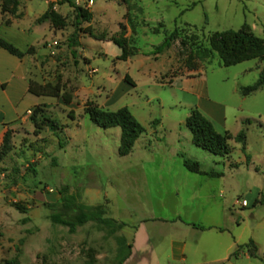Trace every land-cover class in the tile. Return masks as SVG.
I'll list each match as a JSON object with an SVG mask.
<instances>
[{
  "label": "rangeland",
  "instance_id": "rangeland-1",
  "mask_svg": "<svg viewBox=\"0 0 264 264\" xmlns=\"http://www.w3.org/2000/svg\"><path fill=\"white\" fill-rule=\"evenodd\" d=\"M16 1L14 14L3 10ZM70 1L0 0V36L21 50L33 47L25 55L30 79L61 87L56 97L36 98L23 120L8 128L10 148L0 155V264H111L118 238L132 245L140 219L151 216L168 221L143 225L152 253L141 264H224L218 259L228 246L249 239L264 259V85L245 96L239 91L256 81L264 61L224 66L214 55L188 62L191 45H207L215 31L247 28L264 38V0ZM49 6V17L38 22ZM76 7L90 19L77 18ZM174 30L172 46L151 54ZM115 39L138 52L118 59ZM90 104L126 106L145 127L129 154L117 153L118 127L103 129L89 119ZM193 108L222 134L243 129L245 153L233 138L227 156L195 146L185 126ZM183 157L221 176L189 172ZM67 195L104 204L105 216L125 225L110 231L88 221L68 232L50 219L51 205ZM174 218L185 224H172ZM189 222L223 230L201 231ZM172 238L187 245L184 263L170 255ZM236 259L233 264H264L245 249Z\"/></svg>",
  "mask_w": 264,
  "mask_h": 264
},
{
  "label": "trees",
  "instance_id": "trees-1",
  "mask_svg": "<svg viewBox=\"0 0 264 264\" xmlns=\"http://www.w3.org/2000/svg\"><path fill=\"white\" fill-rule=\"evenodd\" d=\"M10 1V0H9ZM127 1V0H124ZM69 2H71L69 0ZM195 4V3H194ZM17 1L11 8L5 9V5H2L3 10L14 14L16 11ZM77 18L81 20H89L90 14L84 11L81 7H76ZM50 15V6L47 10L37 19L41 22L47 19ZM51 17V16H50ZM176 31L166 33L164 39L157 45L153 46L151 54L156 55L161 53L162 50L170 48L175 40ZM75 40V35L72 36ZM114 42L120 48V55L117 57L120 60H126L128 57L138 52L136 46H127L125 41L122 39H115ZM183 41L182 44H185ZM207 45L201 43H194L190 47L188 56V62L192 59L200 61L208 60L214 55H217L218 62L220 65L229 66L240 63L242 61L250 59H259L264 61V38L254 36L251 34L249 29L240 28L238 30H225L215 31L211 33L207 38ZM0 47L8 51L10 54L15 55L19 58L24 57L26 54L33 53V47L30 46L26 50H21L11 42L5 40L0 36ZM125 80L129 84H133L130 77L126 74ZM264 85V65L259 71L258 78L252 84L241 86L239 88L240 93L245 96L249 95L256 90L262 88ZM28 91L34 96H53L56 97L61 91L59 83H44L40 84L36 81L30 80ZM38 112L37 107L34 108L32 114V121L36 123L35 117ZM85 113L89 119L98 127L107 129L112 127H118L120 129L119 144L117 153L119 156H125L129 154L136 140L139 136L145 132V127L135 118L131 111L126 107H120L115 110H105L99 108L96 105H87ZM157 119H155V122ZM48 126L56 132L58 124L54 120L47 121ZM246 122V121H245ZM248 122V120H247ZM185 126L191 134V142L212 154L219 156H227L230 153V147L228 140L233 138L237 143L240 144L241 150L245 153L246 150V133L243 129H240L235 135H231L227 131L223 134L218 132L211 121L205 117L197 108L190 110L189 114L185 118ZM60 140V136L57 135ZM11 133L10 130H6L2 143L0 145V155H4L10 148ZM60 142V141H59ZM247 156V155H246ZM182 164L189 172L203 174L207 176H221L219 172L203 171L200 167V163L197 160L183 157ZM75 196L67 195L62 196L60 202V208L58 209L57 204L51 205L50 208V219L53 223L61 224L66 226L68 232L73 233L77 226L83 225L88 221H95L98 224L110 229L115 230L125 225V222H119L113 217L105 216L106 206L104 204L88 205L85 203L76 202ZM18 209L22 211V207L16 205ZM196 228L205 229L203 226L193 224ZM221 230V229H219ZM118 251L114 258L111 260V264H123L125 260L131 254V244L125 242V239L118 238ZM253 246V250L250 247ZM249 253L250 256L259 258L264 261L257 252V245L252 239L243 244H237L235 249L230 254L231 259H236L239 253L244 250ZM7 264H19L15 260L8 261ZM87 264H92L87 263Z\"/></svg>",
  "mask_w": 264,
  "mask_h": 264
},
{
  "label": "crops",
  "instance_id": "crops-1",
  "mask_svg": "<svg viewBox=\"0 0 264 264\" xmlns=\"http://www.w3.org/2000/svg\"><path fill=\"white\" fill-rule=\"evenodd\" d=\"M1 28V27H0ZM30 71L27 61V57L24 56L19 58L15 55L10 54L8 51L0 47V145L2 143L3 135L9 127L13 126L26 116V113L36 104L37 96H34L28 91L30 82ZM179 154L173 150V155ZM86 190V189H85ZM177 194L179 192L177 191ZM86 195L93 197L97 196L98 191L96 190H86ZM88 204V203H86ZM88 205H96L90 202ZM148 221H160L167 222V219L158 217H149L140 219L137 229L134 232V239L131 249L130 256L125 260L123 264H141L143 261L150 260V254L152 253V244L149 242V233L143 231V225H146ZM170 222L175 224H185L183 221L178 219H172ZM193 223V222H189ZM189 226V225H187ZM205 229L195 228L197 230H209L214 227L218 232H222V228H217L215 225L209 226L207 224H201ZM221 229V230H219ZM170 255L171 257L178 261L183 262L186 257L187 245L184 240L172 238L170 241ZM236 242L228 246L225 253L220 257L219 261H224V264H233V260L230 254L236 247ZM144 245V249L140 253L136 254V249ZM161 249V246H159ZM245 254V253H241ZM248 256V254H245ZM217 259V258H216ZM237 260V259H235ZM198 264H201L197 262Z\"/></svg>",
  "mask_w": 264,
  "mask_h": 264
},
{
  "label": "built area",
  "instance_id": "built-area-1",
  "mask_svg": "<svg viewBox=\"0 0 264 264\" xmlns=\"http://www.w3.org/2000/svg\"><path fill=\"white\" fill-rule=\"evenodd\" d=\"M89 4L90 0H75L76 4H79V2Z\"/></svg>",
  "mask_w": 264,
  "mask_h": 264
}]
</instances>
